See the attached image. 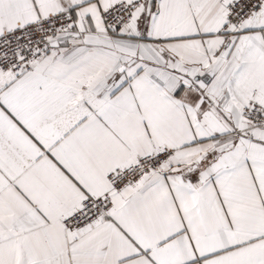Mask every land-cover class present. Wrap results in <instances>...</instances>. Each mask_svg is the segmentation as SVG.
Returning <instances> with one entry per match:
<instances>
[{
    "label": "snow or ice",
    "instance_id": "1",
    "mask_svg": "<svg viewBox=\"0 0 264 264\" xmlns=\"http://www.w3.org/2000/svg\"><path fill=\"white\" fill-rule=\"evenodd\" d=\"M0 264H264V0H0Z\"/></svg>",
    "mask_w": 264,
    "mask_h": 264
}]
</instances>
